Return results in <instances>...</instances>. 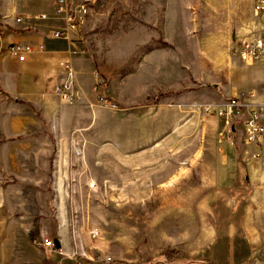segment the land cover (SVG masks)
<instances>
[{
  "label": "rangeland",
  "instance_id": "374dc122",
  "mask_svg": "<svg viewBox=\"0 0 264 264\" xmlns=\"http://www.w3.org/2000/svg\"><path fill=\"white\" fill-rule=\"evenodd\" d=\"M24 1L0 0V25L27 16ZM75 1L88 7L72 66L85 96L53 94L56 111L33 110L24 128L0 95V264H264V162L243 160L240 129L239 210L204 193L226 151L203 106L264 89V66L230 56L252 0ZM247 211L251 241L236 228L238 243L210 244L209 226L237 227ZM55 239L60 250L42 246Z\"/></svg>",
  "mask_w": 264,
  "mask_h": 264
},
{
  "label": "crops",
  "instance_id": "0c3cea01",
  "mask_svg": "<svg viewBox=\"0 0 264 264\" xmlns=\"http://www.w3.org/2000/svg\"><path fill=\"white\" fill-rule=\"evenodd\" d=\"M22 6L20 10L29 13L27 16L15 17L13 15V20H6L4 24L0 25V89L7 94V97L3 94L0 95L5 99L12 100L18 109L24 112L21 117L15 116L14 125L25 128L35 122L31 115L33 110L38 115L40 112L43 115H50L56 111L58 103L53 95V90L55 86L65 81V66L72 69L73 65H79L75 55L76 47L78 48L80 45L81 29L77 33L71 34L70 41L54 39L50 34L65 28L61 17L54 13V0H25ZM41 14H45L47 19L30 21L32 16ZM16 19H22L23 22L17 23ZM14 44L30 46L33 53L28 55L24 61L19 62L8 52V48ZM40 46L42 51L38 50ZM74 71L76 74L73 78V88L77 92V98H80L85 96L86 92L77 85L79 70L75 69ZM157 104L156 101L151 103V105ZM217 122H220L219 125L222 128L223 122L219 119ZM218 144L226 152L213 161L212 170L208 173L209 188L204 193L206 196L219 193L222 199L225 198L224 203L229 205L230 211H237L240 208L236 203L237 199L229 194L232 193V190L236 191L240 157L234 143L231 145L225 141ZM243 160L250 166L249 159L248 161L247 158ZM251 174L256 177L255 171ZM245 181L248 182L249 178L246 177ZM238 193L240 192L238 191ZM256 196L254 190L251 189L246 195L245 201L254 203ZM249 212L247 211L241 218L239 217L237 227L232 224L209 226L208 228L212 229L210 244H215L219 238H223L230 246L238 243L236 228L243 229L247 234V241H251L254 238L253 217ZM234 261L236 260L234 259Z\"/></svg>",
  "mask_w": 264,
  "mask_h": 264
},
{
  "label": "built area",
  "instance_id": "2783aa9c",
  "mask_svg": "<svg viewBox=\"0 0 264 264\" xmlns=\"http://www.w3.org/2000/svg\"><path fill=\"white\" fill-rule=\"evenodd\" d=\"M87 7L85 1L54 0V13L61 17L65 26L62 30H56L50 35L54 39L70 41L71 34L77 33L85 24L84 10ZM252 27L239 35L231 44L230 56L241 63L252 66L260 64L264 66V0H252ZM45 14L32 16L30 21L46 20ZM22 23V19H16ZM42 51V47L38 48ZM12 57L19 62L33 53V49L27 45L14 44L8 48ZM65 81L54 87L53 93L63 103H70L77 99V92L73 88V78L76 72L65 66ZM203 112L208 116H215L223 122V129L218 132V143L228 142L233 145L236 129L243 134V145L253 163L264 162V89L260 92L250 90L239 96L233 97L227 102L215 106H203ZM91 191L96 189L94 183L87 185ZM95 238L97 233L91 232ZM45 249L53 251V242L45 240L42 243Z\"/></svg>",
  "mask_w": 264,
  "mask_h": 264
},
{
  "label": "water",
  "instance_id": "95a60500",
  "mask_svg": "<svg viewBox=\"0 0 264 264\" xmlns=\"http://www.w3.org/2000/svg\"><path fill=\"white\" fill-rule=\"evenodd\" d=\"M60 249H61L60 241L57 240V239H55V240L53 241V250H54V251H58V250H60Z\"/></svg>",
  "mask_w": 264,
  "mask_h": 264
},
{
  "label": "trees",
  "instance_id": "16d2710c",
  "mask_svg": "<svg viewBox=\"0 0 264 264\" xmlns=\"http://www.w3.org/2000/svg\"><path fill=\"white\" fill-rule=\"evenodd\" d=\"M0 94H3L5 97H7V94L3 93L1 89H0ZM170 254H172V252L164 251L162 255H164L165 257L169 258Z\"/></svg>",
  "mask_w": 264,
  "mask_h": 264
}]
</instances>
